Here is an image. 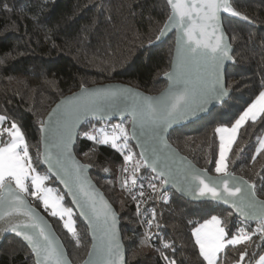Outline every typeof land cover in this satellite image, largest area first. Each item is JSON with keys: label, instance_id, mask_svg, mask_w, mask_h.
I'll return each instance as SVG.
<instances>
[{"label": "trees", "instance_id": "1", "mask_svg": "<svg viewBox=\"0 0 264 264\" xmlns=\"http://www.w3.org/2000/svg\"><path fill=\"white\" fill-rule=\"evenodd\" d=\"M230 5L251 22L223 17L233 46L234 63L226 71L231 94L207 116L173 128L168 137L184 156L213 175H217L220 143L215 129L235 124L264 92V0H232ZM171 14L167 0H0V115L7 118L0 131L13 122L20 128L32 166L53 183L64 205L73 210L76 237L64 228L63 219L50 215L49 209L45 211L40 199L26 194L52 225L72 264H82L87 258L90 233L42 162L40 128L61 98L82 88L122 83L150 95L164 90L175 34L161 44L155 42ZM125 122L129 124V120ZM87 123L80 130L75 153L89 166L91 177L118 212L127 264H207L192 233L213 216L221 221L227 238L238 236L239 228L252 237L225 247L217 264H233L241 254L243 264H253L264 252V239L256 232L260 221H243L216 202L187 201L172 189L169 199L157 207L162 232L156 244L150 245L133 203L123 191L120 155L107 145L84 141L81 133ZM2 138L9 140L7 132ZM263 138L264 113L241 127L227 164L228 171L254 185L255 195L264 201V149L257 154ZM132 147L148 171L133 143ZM28 222L29 216L23 214L0 217V264H36V256L25 241L6 231ZM158 246L161 251L155 248Z\"/></svg>", "mask_w": 264, "mask_h": 264}, {"label": "snow or ice", "instance_id": "2", "mask_svg": "<svg viewBox=\"0 0 264 264\" xmlns=\"http://www.w3.org/2000/svg\"><path fill=\"white\" fill-rule=\"evenodd\" d=\"M167 3L172 9L169 24L177 29L179 35L175 70L166 73L172 83L160 97L141 96L139 93L123 88L108 87L96 90L82 88L80 94L74 96L66 106L58 110L55 120H50L41 128L45 140L51 144V148L45 153L46 162L62 170L69 178L65 182L71 181L75 186L74 202L79 204L81 214L89 217L90 224L94 225L98 232V235H94L97 241L94 247L101 258L90 261L89 264H123V258L116 232L115 213L107 204L97 200L94 190L82 179V169L85 166L77 164L74 160L71 167L67 164V161L72 159L71 145L78 135L77 129L81 122L89 116L103 120L107 118L109 109L128 108V101H131L133 135H136V130L139 129L140 136H137V139H140L146 131H150L152 137L158 139L160 130L166 128L172 121L195 116L203 111L210 100H220L226 94L220 68L224 61L231 57L229 45L221 30L220 13H228L244 20L248 17L234 10L228 0H167ZM169 24L165 25V29L169 27ZM163 34L162 31L161 35ZM192 69L195 70L194 75ZM82 98L86 99L78 103L77 101H81ZM261 113H264V92L259 94L256 102L235 121L231 128L215 129L220 138L219 159L215 161L217 177L208 178L206 181L190 166L185 172V177L188 190L193 194L204 198L210 197L212 200H223L236 208L240 215L259 220L260 224L256 232L261 239H264V202L255 199L252 190L254 185H249L247 182L230 185L231 173L226 163L238 130L246 120L251 118L255 121ZM6 119L0 115V124ZM90 128L92 130L84 132L83 135L94 141L96 145H108L118 151H121L122 147H127L129 135L122 125H114L111 131H108L106 127L96 128L94 125H90ZM4 132H7L11 139L0 143V213L29 216L28 223L15 225L6 231L15 233L27 242L36 256V264H65L63 253L54 245L46 226L42 224L39 217L32 214V209L25 205L21 194L29 193L26 180L30 179L31 187L35 189L31 195L42 201L45 211L50 208V215L61 219L64 216L68 217L63 226L76 237L72 212L70 209L61 207L62 197L54 198L52 189L42 187L47 179L46 176L32 174L36 170L32 167L28 146L20 128L13 122L10 128L0 131V136ZM118 141L120 143H117ZM52 149L56 151L53 152ZM261 149H264V141H261L257 154ZM146 153L147 155L141 154L142 158L149 161L147 166L159 173L162 182L165 184L175 182V177L166 163L163 167H158L161 160L158 149L152 147L146 149ZM132 159L131 153L125 155L126 162ZM188 176H191V180H187ZM13 183L15 189L11 186ZM135 183L133 179L132 184L135 185ZM220 185H223L222 190H218ZM151 187L153 191L156 190V185L153 184ZM137 210L139 211V206ZM152 222H147L149 228ZM220 225L221 221L213 216L192 233L196 238L195 243L199 246L200 255L207 264H217V254L225 248L226 244L235 246L252 239L250 235L241 231L238 236L226 240L229 234ZM146 238L150 239V237ZM243 259L244 254H241L240 260ZM169 264H175V262L170 261ZM259 264H264V256L260 258Z\"/></svg>", "mask_w": 264, "mask_h": 264}, {"label": "water", "instance_id": "3", "mask_svg": "<svg viewBox=\"0 0 264 264\" xmlns=\"http://www.w3.org/2000/svg\"><path fill=\"white\" fill-rule=\"evenodd\" d=\"M231 1L232 0H228L229 4ZM220 16H221V22H222L221 30L224 34V39L226 40L227 44L229 45V56L231 57V59L225 60L223 65L220 68L221 79L223 82V86L226 89V94L220 100H215V99L210 100L205 105L203 111L197 113L195 116H191V117H187L185 119H178V120L172 121L170 124L167 125L166 128H163L162 130H160L158 139H154L152 137V134L150 131H146L145 134L143 136H141L140 139H137V136H140L139 129L136 130V135H133L134 129H133V125H132L131 101H128V104H129L128 108L122 107V108H118V109H116V108L109 109L107 112V118H105L103 120L96 119L94 117L89 116L85 121L81 122L79 128L77 129L78 135L74 138V142L71 145L72 159L67 161V164L69 167H71L72 166V160H74L77 164L85 166L82 169V179L85 180L91 186L92 190H94V192L97 196V200L102 201L103 203L107 204V206L112 210V212L115 213V215H116V232L118 234L119 243L121 245L120 253H121L122 258H123V264H127V253H126V247H125L124 242H123V237H122V232H121V223H120V218H119L118 212L115 209V207L112 205V203L109 201V199L106 197V195L103 193V191L96 184V182L93 180V178L91 177L89 166L85 165L76 156V153H75V144L77 142L80 130H81L83 124H85L89 120H97V121L129 120V122H130V137H131V140H132L133 144L135 145L136 149L138 150L139 154L141 155L142 153H145L147 155L146 149L155 147L156 149H158V152H159V155L161 158L160 164L158 165V167H163V165L166 163L168 165L169 170L174 175L175 182H169V183L165 184V186H164L165 188L172 189L177 195H179L180 197H182L185 200L190 201V202H194V203L216 202V203L222 204V205L226 206L227 208H229L237 218H239L243 221L253 222V223L259 221L256 219L247 218L245 216L240 215L236 208H234L229 203H225L223 200H212L210 197H207V198L199 197L198 195L193 194L190 190H188L185 172L187 170H189V166L191 167V169L199 172L201 177L204 178L206 181L208 180V178H216L217 175L210 174L207 171L196 166L190 159H188L176 147H174L168 139L169 133L173 128L178 127V126H182V125H186V124H190V123H194V122L198 121L199 119H201L202 117L207 116L211 111L220 107L228 99V97L231 94V91H229L227 89L226 71L228 69V66L234 63V60L232 57L233 46H232L230 39H229V36L227 35V32L225 30L223 17L226 16V17H229L232 19H237L239 21L247 22L250 24H251V22L248 19L244 20L238 16L233 17L230 14L223 13V12L220 13ZM166 24H169V19L166 22ZM162 31L164 34L159 36V38L155 42L156 45L161 44L172 33L175 34V47H174L173 57H172V61H171V68H170V71L168 72V73H171L175 70V67H176L177 37H178L179 33H178L177 29L170 24H169V27L167 29H165V26H164ZM191 71L194 75L195 70L192 69ZM164 78L167 82L165 89H167L170 86V84L172 83V81L169 80L167 75H165ZM108 87L129 89L133 93H139L141 96H150V97H160L162 95V93H164V91H165V89H164L158 94L150 95V94H147V93H145V92H143L137 88H134L130 85H126V84H122V83H109V84H103V85H95V86L86 87L83 89L96 90V89H102V88H108ZM80 93H81V89L61 98L52 107V109L49 111V113L47 114V116L44 119V123L42 126L47 125V123L50 120H55V118L58 115V110L64 106H66L67 102L69 100H71L74 96H77ZM85 99L86 98H82L81 101H77V102L82 103V102H84ZM42 126H41V128H42ZM41 128H40V130H41ZM49 148H51V144L49 141L45 140L44 133L41 131V159H42V162H43L44 166L46 167V169L48 170V172L51 174V176L54 177L56 183L65 191V193L67 194V197L70 200L73 208L75 209V211L77 212L79 217L83 220V222L86 224V226L89 229L90 238H91V249H90V252H89L87 258L82 263V264H89L90 261H96V260H99L101 258L96 253V249L94 247V245H96V243H97V241L94 239V235H98V232L96 231L95 226L90 224L89 217L81 214L79 204L74 202L73 192L76 191L75 186L71 183V181H69V183L65 182V181H68L69 178L67 176H65V174L62 170L54 168V167L50 166L48 162H46L45 153L49 150ZM52 151L55 152L56 150L52 149ZM141 158H142V155H141ZM142 159H143L146 167L153 171V169L150 166H147L149 161L145 158H142ZM153 172L155 174L159 175V173L157 171H153ZM187 180H191V176H188ZM238 182H247V181L244 180L243 178H241L240 176H237V175H234L231 173V177L229 178L230 185H234ZM247 184H248V182H247ZM222 188H223V185H220L218 190H222ZM21 195H23V199H24L26 207L32 209V214L36 217H39L42 224H44L46 226V230L51 235L53 242H54V245L63 253V259L65 261V264H72L69 257H68V254L66 252L64 245L62 244L61 240L59 239L58 235L56 234V232L53 229L50 222L46 219V217L43 214H41L38 210H36L32 206V204H31V202H30V200L26 194H21ZM255 199L257 201L264 202L263 200L259 199L256 195H255ZM2 215L3 214L0 213V217ZM20 238H22V237H20ZM25 243L27 244L26 241H25ZM29 248L31 249L30 246H29ZM90 254H92V255H90Z\"/></svg>", "mask_w": 264, "mask_h": 264}, {"label": "built area", "instance_id": "4", "mask_svg": "<svg viewBox=\"0 0 264 264\" xmlns=\"http://www.w3.org/2000/svg\"><path fill=\"white\" fill-rule=\"evenodd\" d=\"M87 122L89 123H87L86 129L81 133V138L84 141H89L92 143H94V141L87 139V137L83 135L84 132L92 130L90 128V125H94L96 128L106 127L108 131H111L114 125H122L127 129L129 135L127 147H122L121 151L115 149L122 159L121 183L125 195L133 203L135 215L138 218L139 225L145 237H150V239L146 238V240L150 245H155L162 232L161 227L157 221V207L159 203L167 201L169 199L170 189L164 187L165 183L162 182L159 175L155 174L151 169H148L147 167L146 168L148 169V171L145 170L143 163L134 152L132 147L133 142L130 137V122L129 124L125 122V120H89ZM117 143H120V141H118ZM128 153H131L133 159L126 162L125 155ZM137 165H139L138 168ZM125 169H127V171H125ZM133 179H135L136 181L135 185L132 184ZM125 180H127V184H125ZM153 184L156 185L155 191H153L151 187V185ZM141 192H143V196H141ZM138 206L139 211L137 210ZM148 221H153L150 228L147 223ZM241 231L247 234L246 230H244L243 228H239L237 230V235H239ZM155 248L159 251H161L162 249L161 246Z\"/></svg>", "mask_w": 264, "mask_h": 264}, {"label": "rangeland", "instance_id": "5", "mask_svg": "<svg viewBox=\"0 0 264 264\" xmlns=\"http://www.w3.org/2000/svg\"><path fill=\"white\" fill-rule=\"evenodd\" d=\"M239 119V118H238ZM234 125V124H233ZM232 125V126H233ZM232 126H221V127H225V128H231ZM1 127H2V124H0V129H1ZM22 132V131H21ZM23 134V133H22ZM219 135V134H218ZM11 138L9 137V140H10ZM24 139H25V137H24ZM2 142H4L3 141V138H2V136H0V143H2ZM25 142H26V139H25ZM133 150H134V152L136 153V150H135V148H133ZM218 159H219V157H218ZM226 163H227V160H226ZM33 167V166H32ZM34 168V167H33ZM32 174H39L40 176H44V175H41L40 173H38L37 171L35 172V173H32ZM217 174V173H216ZM31 175V174H30ZM50 182V181H49ZM27 185H29V184H31V181H30V179L29 180H26V182H25ZM51 184H53L52 182H50ZM50 183H46V180L44 181V184H43V186L42 187H44V188H46V189H52V197H54V198H58V197H60L58 194H57V192H59V190L56 188V190H55V188L53 187V185H51ZM12 188L14 189L15 188V184L13 183L12 185ZM35 190V189H34ZM57 191V192H56ZM41 195H43V194H41ZM61 207H63V208H66V209H68L65 205H64V203H63V199H62V201H61ZM49 210H51L50 208H49ZM71 210V212L73 213V210L72 209H70ZM68 219V217L67 216H64V218H63V221L65 222L66 220ZM72 220L74 221V219H73V217H72ZM209 220H211V219H209ZM208 220V221H209ZM208 221H206V222H208ZM206 222H204V223H206ZM203 223V224H204ZM202 224V225H203ZM221 227H223L222 225H220ZM74 227H75V222H74ZM201 227V225L200 226H198L197 228H200ZM196 228V229H197ZM196 239V238H195ZM227 239H231V238H227L226 237V240ZM229 244H226V246L225 247H227ZM198 248H199V246H198ZM225 249V248H224ZM223 249V250H224ZM221 252H219L218 254H217V258H218V256H219V254H220ZM262 256H264V252L259 256V258L253 263V264H259V262H260V258L262 257ZM207 262V261H206ZM233 264H243V260L241 261L240 259L239 260H237L236 262H234Z\"/></svg>", "mask_w": 264, "mask_h": 264}, {"label": "crops", "instance_id": "6", "mask_svg": "<svg viewBox=\"0 0 264 264\" xmlns=\"http://www.w3.org/2000/svg\"><path fill=\"white\" fill-rule=\"evenodd\" d=\"M258 97H259V96H258ZM258 97H257V98H258ZM257 98H256V99H255V100H254V101L248 106V108H249L253 103L256 102ZM248 108H247V109H248ZM246 111H247V110H246ZM242 115H243V114H242ZM261 115H262V113H261V114H258V116H257V118H256L255 120H257ZM240 116H241V115H240ZM248 121H253V120H252L251 118H249L248 120L245 121V123H244L243 125H245ZM243 125H242V126H243ZM240 129H241V128H240ZM240 129H239V130H240ZM239 130H238V133H239ZM238 133H237V135H238ZM263 141H264V138H263ZM46 183L48 184V178L46 179ZM28 186H29V193H28V194H29L32 198H36V197H33V196L31 195V192L34 191V189L31 187V184H29ZM43 188H44V187H43ZM45 189H46V188H45ZM41 194H43V193H41Z\"/></svg>", "mask_w": 264, "mask_h": 264}]
</instances>
